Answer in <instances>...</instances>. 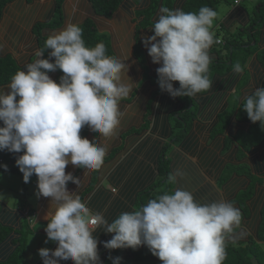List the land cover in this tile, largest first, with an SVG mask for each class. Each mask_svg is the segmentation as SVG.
<instances>
[{"label":"clouds","instance_id":"1","mask_svg":"<svg viewBox=\"0 0 264 264\" xmlns=\"http://www.w3.org/2000/svg\"><path fill=\"white\" fill-rule=\"evenodd\" d=\"M217 16L208 6L197 12L162 6L151 29L154 34L141 38L151 62L159 65V89L171 98H194L212 88L210 49L221 43L213 31ZM45 50H51L49 58H42ZM35 56L11 77L7 92L0 89V152L23 153L15 159L23 182L35 175V195L50 198L45 243L57 246L38 250L42 264H101L100 242L94 235L98 228L111 235L102 243L109 251L144 246L161 264H224L228 245L247 235L242 212L230 201L200 203L178 187L109 222L103 213L92 211L78 191L67 189L69 182L77 189L82 185L65 172L68 165L85 169L84 176L103 165L108 145L80 132L87 126L105 140L117 135L125 116L121 102L135 89L127 76L129 57L108 55L103 42L87 46L82 27L72 23L52 31ZM57 70L63 73L58 82L49 76ZM233 71L241 74L244 67L237 62ZM242 110L264 130V87L243 97ZM0 168L7 171L6 165ZM183 175L177 169L168 182L176 184ZM109 259L121 264L122 258Z\"/></svg>","mask_w":264,"mask_h":264},{"label":"crops","instance_id":"2","mask_svg":"<svg viewBox=\"0 0 264 264\" xmlns=\"http://www.w3.org/2000/svg\"><path fill=\"white\" fill-rule=\"evenodd\" d=\"M221 1L226 3L227 0H216V3H220ZM261 2L258 1L253 8ZM178 3L179 1L175 0L174 9H178ZM214 7L215 5L212 8ZM253 8L251 12H249L250 9L243 4V0H240L237 5H234L232 0H230V2L227 1L226 12L218 23L213 26V31H215L216 36L222 39V34L216 32L219 28H223L230 33H235L238 28H247L251 22ZM7 10L12 12L14 8ZM7 12L0 20L2 23H5L9 17ZM119 14L124 17L123 13ZM157 16L156 13L153 17V23L146 31L141 33V38L154 34L151 29L154 26ZM126 18L128 20L134 19L135 16L132 13H126ZM9 20L15 19L10 17ZM249 29L250 28H248V30ZM257 29L256 43L258 48L262 49L264 47V8L261 10ZM5 30L6 25L2 27V24H0L1 39H3L2 34ZM223 44L224 40L222 39V43L214 44L210 49V56L213 57L212 61H218L220 57L219 54L222 56L225 54V51L220 49V46ZM254 44L255 41H252L251 45L253 46ZM142 49L144 57L147 59L145 64L148 67L149 76L157 79L156 69L159 65H154L151 62V58L143 43ZM241 51H243V49ZM119 55L118 58L121 59H127L129 57L128 60L125 61V64L128 68L127 76L135 85V94L133 97L135 99L130 103L121 105V110L125 112V116L121 120L120 128L115 137L105 140L101 138L99 134L93 133L90 130L87 139L94 143H106L108 145V152L106 155H108L113 148L122 143L120 138L122 133L130 126L136 127L140 125L142 118L147 112L149 125L147 130L141 133L140 137L136 138V142L130 145L129 139L131 137H128L125 140L127 144H125L119 152L115 153L112 158L103 162L99 170L100 173L98 172L96 175L93 188L81 197V199L87 203V206L92 209V211L103 213L109 222L114 220L120 213L125 212L122 211L121 206H125L124 209H128L126 211H133L138 207L141 197L142 200L145 201L144 204H146L149 201V197H151L149 194H155V196H157L160 193H166L168 190L172 193L178 187L190 191L195 200L200 203H209L223 199L232 202L234 206H236L235 199L241 191L248 188V179L245 174L242 175L239 173V169L233 170L232 173L227 176V165L231 163H234V165H246L248 161L246 157L238 156V152L233 146L236 144H231L230 151L225 153L224 145L226 137H228L227 135L232 126H227V130L221 135L213 132V126L218 121L217 117L219 114L230 108L233 103L237 104L242 101L243 97L249 94L250 91L255 88L256 84L260 85L256 79L259 74L253 69V65L255 63L258 64L257 51L253 52L242 66L244 67V72L241 74H236L233 71V67L229 69L222 67L218 70L213 69L212 73L210 72L209 78L213 82L212 88L207 92L199 93L193 98L196 102V118L190 128V133L183 139L188 143L185 145L186 149L181 146L184 141L174 143L171 139L174 129L172 128L173 121L170 120L174 115L175 117L177 116V112L181 108L179 98H171L166 92H162L159 89L157 82L144 79L142 74L143 70L138 65L132 52L122 51ZM228 64H230V62H228ZM178 85V82H174L173 84L174 88H177ZM0 89H4V91L7 92V86H0ZM143 91H146L145 97H142ZM152 93H155L154 98L149 105V109L146 110L145 103L149 101L148 98H150ZM138 103H140V105L136 108ZM115 141H117L115 145L110 144ZM160 142H162L163 145H169V147L166 148V154L165 151L164 153L162 152V148H158L156 151L153 149L150 153L149 150L153 147L152 145H158L157 143ZM136 143L137 145L144 144L138 145L143 151L142 154L138 156L134 153L135 151H133L136 149ZM230 153L232 154V158H229ZM237 158L239 161H237ZM160 159L161 161L164 159L167 160L166 164L168 169L164 172L160 167ZM72 167L74 166L68 165L65 172H70ZM120 167H122V169H120ZM123 169L125 173L124 178H113L116 171H121ZM177 169L182 171L184 175L183 177H178V183L171 184L168 182V176ZM243 170H245V168H243ZM85 171V169H82L77 176L82 182L81 187L77 189L75 184L69 182L67 185L69 191H78V194L81 196L91 176V171L84 176ZM103 174L104 176H101ZM220 179H222L223 182L220 183ZM22 181V173L20 172L14 175L8 172H2L0 174V196L4 197L0 200V226L8 229L10 232L8 239L0 244V261L5 260L14 251L16 247L15 240L24 237L25 250L21 264H23L28 257H30L28 258L29 264H42L41 258L34 261V252L28 253L27 248L34 244V242L38 243L40 237L44 238L43 241L46 240L44 228L46 227L47 221L44 219V216L49 209L50 198H37L35 195L37 177L35 181H32V178H30V182L27 184L24 182L22 183ZM20 183L22 184L21 187H19ZM129 184L139 189L131 193H126V186H129ZM33 186H35V188ZM29 188L34 191H29ZM143 188L145 193L138 198L137 192ZM21 192H23V197L28 192L27 198L21 199ZM21 206L29 207V212L34 214L36 224L33 220L27 219L22 214L18 213L17 210ZM112 213L115 214L112 216ZM253 219L254 215H251L249 219L243 221V230H245L246 227L250 230ZM94 235L98 242H100L98 243V253L101 264H107L109 250L104 249L102 243L110 240L111 235L104 233L103 228H98ZM31 237H33L34 240H31ZM28 242L31 244L29 245ZM51 242L52 241H49L48 243ZM37 245L38 244H36V246ZM56 246V243L53 242L48 249L55 250ZM59 264H69V262L60 261Z\"/></svg>","mask_w":264,"mask_h":264},{"label":"trees","instance_id":"3","mask_svg":"<svg viewBox=\"0 0 264 264\" xmlns=\"http://www.w3.org/2000/svg\"><path fill=\"white\" fill-rule=\"evenodd\" d=\"M178 1V9H182L185 12H197L202 6L212 8L216 2V0ZM174 4L175 0H0V20L8 11L7 9L14 8V11L7 12L9 17L5 23L0 21L2 27L6 25V30L2 34L3 39L0 37V86H7L11 81V77L17 71L24 70V65L33 62L36 59L35 53L38 50L44 49V42L47 36L52 31L63 29L67 23L77 24L82 27L83 39L89 47H94L97 43L103 42L106 45L107 54L115 57L120 56L119 54L122 51L132 52L138 65L143 70V78L157 82L156 78L149 76L148 67L145 64L147 59H145L142 49L141 33L146 31L153 23L154 15L156 13L159 15V9L162 6L174 9ZM262 6L264 8V4L259 3L253 8L251 22L247 28H238L235 33H230L223 28H219L216 31L217 33H220V31L223 32L222 39L224 40V44L220 46V49H223L225 54L223 56L219 54V60L212 61L209 65L208 75H210V72H213V69L218 70L222 67L229 69L237 62L243 66L249 56L257 51L258 64L255 63L253 69L259 74L256 79L260 85L256 84L255 87H264V47L259 49L256 43V32L258 30L257 26L260 13L263 9H260ZM119 13H123L124 17ZM126 13H132L135 18L128 20ZM10 17L15 20H9ZM248 28L250 29L248 30ZM252 41H255L253 46L251 45ZM242 49L243 51H241ZM49 51L51 50H45L44 57L42 58H49ZM53 60L54 58H51L50 62ZM61 75L63 73L59 70L49 73V76L56 82L59 81ZM155 93H152L150 98H148L149 101H146V110L149 109ZM134 94L135 90L128 98L121 102V105L133 101L135 99L133 98ZM145 94L146 91H143L142 97H145ZM178 98L181 103V108L178 110L177 116L172 117L174 133L171 139L174 143L184 141L181 146L186 149L185 145L188 143L183 139L190 133V128L196 118V102L193 98ZM139 105L140 103L137 104L136 108ZM242 107L243 100L237 104L233 103L230 108L219 114L217 117L218 121L213 126V132L221 135L225 133L227 126L231 125L232 127L230 128L224 145L225 153L230 151L231 144H236L233 146L236 148L238 156L247 158L248 163L246 165L228 164V167L226 166L228 168L226 174L228 176L233 170L239 169L240 174L246 175L248 188L237 195L235 207L239 208L242 212V224L245 219H249L251 215H254L250 230L248 227L244 230L247 235L235 245H228L224 264H251V259L253 258L256 259L258 264H263L264 251L261 246L264 245V130L261 129L259 122L253 124L249 121ZM148 125L149 117L147 112L142 118L140 125L136 127L130 126L122 133L120 136L122 143L113 148L105 156L104 161L109 160L115 153L119 152L127 144L125 140L128 137H131L129 139L130 145L136 142V138L140 137V134L147 130ZM89 131L90 129L87 126L84 127L80 132L81 137L87 138ZM116 142L110 144L115 145ZM157 144L152 145L153 147L150 148L149 152L151 153L153 149L156 151L158 148H162V152L164 153L165 151L166 154V148L169 145H163L162 142ZM138 145L133 150L137 156L143 152ZM22 154H13L6 151L0 152V159H3L4 165L7 166V171L0 168V174L2 172H8L10 174L20 172L15 166V159ZM229 158H232L231 153L229 154ZM237 161H239L238 158ZM166 162L167 160L164 159L161 161L160 159V167L163 172L168 169ZM82 169L72 167L70 172L73 176L77 177ZM99 170H91L89 183L81 193V197L93 188ZM101 176H104V174ZM124 176L123 169L116 171L113 178L121 179ZM221 182H223L222 179H220ZM136 189L139 188H134L129 184V186H126L125 191L126 193H131ZM143 190L144 188L137 192L138 198L145 193ZM167 193H170V191L168 190ZM159 195H162V193L157 196L155 194H149L151 196L149 200ZM144 202L141 197V201H139V205L135 210L139 209ZM121 208L125 212L128 210L124 209L125 206H121ZM20 209L21 207L18 208V211ZM114 214L112 213V216ZM9 233L8 229L0 226V244L8 239ZM15 243L16 247L14 251L5 260L0 261V264H21L25 250L24 237L15 240ZM110 256L112 258L117 256L121 257V264H126V260L156 258L144 246L136 250L123 249L108 251L107 261L111 264Z\"/></svg>","mask_w":264,"mask_h":264},{"label":"rangeland","instance_id":"4","mask_svg":"<svg viewBox=\"0 0 264 264\" xmlns=\"http://www.w3.org/2000/svg\"><path fill=\"white\" fill-rule=\"evenodd\" d=\"M228 2H230V0H227ZM227 1H226V3H227ZM261 2L262 3V5L264 4V0H243V4L246 6V7H248L250 10H249V12H251V9L253 8V6L257 3V2ZM226 3L224 2V1H221L220 3H216L215 2V7L213 8V9H215L217 12H218V16H217V18H216V20L214 21V24H213V26L216 24V23H218V21L223 17V14L226 12ZM260 3V4H261ZM263 8V6L260 8V9H262ZM220 34H222L223 35V32L222 31H220ZM239 54V53H238ZM173 117H175V115L173 116ZM170 121H172V119L170 120ZM0 164H2V165H4V160L3 159H0ZM14 175V174H13ZM12 177V176H11ZM18 177H21V176H18ZM32 181H35V179H36V176L35 175H33L32 177ZM22 183H23V181H22ZM22 186V184L20 183V185H19V187H21ZM18 187V188H19ZM34 188H35V186H33ZM23 191V190H22ZM29 191H34L33 189H31V188H29ZM22 193V197H21V199H23V198H27V195L29 194L28 192H27V194H25V196L23 197V192H21ZM34 193V192H33ZM34 195V194H33ZM25 200H27V199H25ZM31 202H32V200H31ZM29 204H31V203H29ZM32 205H33V202H32ZM17 206H20V205H17ZM25 209H28V210H25ZM18 211V210H17ZM30 210H29V207H27V206H21V210L20 211H18V213L19 214H22L25 218H27V219H30V220H32V218H34V214H32L31 212H29ZM43 239L44 238H42V237H40L39 239H38V243H36V242H34V244H32V245H30L31 243H29L28 242V244L30 245L28 248H27V252L28 253H31V252H34L33 253V257H34V261H37V260H39V256H38V250L39 249H41V248H49L50 246H51V244L53 243V242H51V243H45V240L43 241ZM31 240H34V238L33 237H31ZM36 244H38L37 246H36ZM261 248L263 249V251H264V245H262L261 246ZM28 258H30V257H28ZM28 258L23 262V264H29L30 262L28 261ZM126 262V264H161V261H159V260H157V259H150V258H146V259H141V260H126L125 261ZM107 264H110L108 261H107ZM263 264H264V261H263Z\"/></svg>","mask_w":264,"mask_h":264},{"label":"built area","instance_id":"5","mask_svg":"<svg viewBox=\"0 0 264 264\" xmlns=\"http://www.w3.org/2000/svg\"><path fill=\"white\" fill-rule=\"evenodd\" d=\"M234 5L239 4L240 0H232Z\"/></svg>","mask_w":264,"mask_h":264},{"label":"water","instance_id":"6","mask_svg":"<svg viewBox=\"0 0 264 264\" xmlns=\"http://www.w3.org/2000/svg\"><path fill=\"white\" fill-rule=\"evenodd\" d=\"M252 264H258L257 261L255 259H252Z\"/></svg>","mask_w":264,"mask_h":264},{"label":"bare ground","instance_id":"7","mask_svg":"<svg viewBox=\"0 0 264 264\" xmlns=\"http://www.w3.org/2000/svg\"><path fill=\"white\" fill-rule=\"evenodd\" d=\"M222 41V40H221ZM253 259H255V258H253ZM256 260V259H255ZM251 261H252V259H251ZM251 264H252V262H251Z\"/></svg>","mask_w":264,"mask_h":264}]
</instances>
